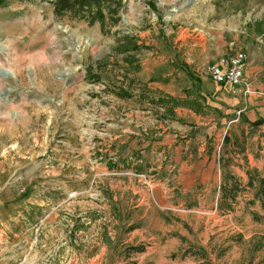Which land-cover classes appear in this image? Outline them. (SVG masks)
Wrapping results in <instances>:
<instances>
[{"label": "rangeland", "instance_id": "rangeland-1", "mask_svg": "<svg viewBox=\"0 0 264 264\" xmlns=\"http://www.w3.org/2000/svg\"><path fill=\"white\" fill-rule=\"evenodd\" d=\"M187 2L122 0L101 27L47 1L1 0L0 187L36 186L45 205L10 221L0 264H264V124H249L264 119V97L193 141L189 153L206 145L210 160L186 172L162 145L160 122L175 116L152 77L188 81L243 51L246 81L264 91V0ZM235 184L228 208L222 188Z\"/></svg>", "mask_w": 264, "mask_h": 264}, {"label": "crops", "instance_id": "crops-1", "mask_svg": "<svg viewBox=\"0 0 264 264\" xmlns=\"http://www.w3.org/2000/svg\"><path fill=\"white\" fill-rule=\"evenodd\" d=\"M172 60H174V57L171 55L170 62ZM212 63L213 61L207 66L206 75L205 72L197 70L198 73L194 74V79L189 78L188 81H185V77L182 78L181 73L179 74L175 69L169 71L170 73L168 74L152 76L160 79V82L156 83V93L162 95L164 99H168L169 101V103L160 110L164 111L166 108L168 113L172 112L174 114L173 116H175V120H168L165 121V123L160 122L159 127H163V125L166 126L164 130L166 139L162 142V145H170V147L174 148L173 150L168 147V150L172 153V157L177 164L176 166L174 165V167H180L181 171L183 169L186 172H191L192 166L201 165V163L202 165H206L210 160V156L203 153L206 149V145L199 147L198 152L195 151V156L192 152L189 153V151L192 150L190 146L193 141L199 140L200 136L206 139L211 134L217 136L219 134L221 135L227 128L226 126L229 127L232 125L231 119H228L226 116L227 114L237 109L246 111L249 108L253 109L255 97H245L242 89L235 88L231 85H218L210 79L208 69ZM156 64H159L158 61ZM153 74L155 75V72H153ZM183 76H185V74H183ZM182 80H184L183 84L181 83ZM197 80L199 83H197ZM254 88L258 89L260 86L254 85ZM152 109L154 110V108ZM151 115L154 116L153 112H151ZM257 120V118L249 119V122L252 123ZM250 126L251 129L255 128L252 125ZM190 130L196 131L199 134L198 137L195 140L189 138L184 143H178L175 134L178 132L191 133L189 132ZM256 138L254 140H257ZM137 142L138 141H133L132 143L137 144ZM142 147L146 146L142 145ZM150 150V156L153 159L148 158L150 160L146 162L150 164L160 162L158 159V152L155 151V144L151 145ZM183 150H185V152H183ZM141 153H143V151ZM238 156L241 157L240 155ZM242 156L244 162H248L250 159L251 161H249V163L252 165V168H258V164L252 162L253 157L249 153L243 154ZM154 158H157L156 162H154ZM159 168H162V166L159 165ZM196 171L200 172L202 170L198 168ZM236 173L242 174L240 166L235 169L234 174ZM37 193V187L28 184H25L21 190L12 188V186L7 183L0 187V243H3V239L9 234L10 221L21 217V214L26 210V205H33V202L39 205H45V202L40 203V194L36 196L35 194ZM63 193L66 197L67 189L63 190ZM49 200L50 202H48L47 205L53 204L51 196ZM64 202L66 203L67 201L65 200Z\"/></svg>", "mask_w": 264, "mask_h": 264}, {"label": "trees", "instance_id": "trees-1", "mask_svg": "<svg viewBox=\"0 0 264 264\" xmlns=\"http://www.w3.org/2000/svg\"><path fill=\"white\" fill-rule=\"evenodd\" d=\"M27 1V0H21ZM32 1V0H29ZM50 2L54 7V13L58 17H63L67 14H71L73 17L86 20L89 24L100 23L101 27H104L106 20H112L115 23L119 21L118 9L122 0H41ZM1 3V0H0ZM264 124V119L252 122L254 127ZM226 139V137H225ZM237 184L234 185L232 190L229 191L231 195H227L226 188H222L224 191V201L228 208L232 207V204L227 202V198L231 196L232 200L236 199ZM261 199V205L264 210V178L261 179V187L257 194ZM223 202V201H222ZM223 204V203H222ZM221 207V204H220ZM134 251L141 252L142 249L134 247Z\"/></svg>", "mask_w": 264, "mask_h": 264}, {"label": "built area", "instance_id": "built-area-1", "mask_svg": "<svg viewBox=\"0 0 264 264\" xmlns=\"http://www.w3.org/2000/svg\"><path fill=\"white\" fill-rule=\"evenodd\" d=\"M247 55L243 51L220 56L209 67L210 78L220 85H231L242 89L245 97H264V91L258 90L246 81Z\"/></svg>", "mask_w": 264, "mask_h": 264}, {"label": "water", "instance_id": "water-1", "mask_svg": "<svg viewBox=\"0 0 264 264\" xmlns=\"http://www.w3.org/2000/svg\"><path fill=\"white\" fill-rule=\"evenodd\" d=\"M193 1H194V0H188V2H187L186 5H187V6H188V5H191Z\"/></svg>", "mask_w": 264, "mask_h": 264}]
</instances>
